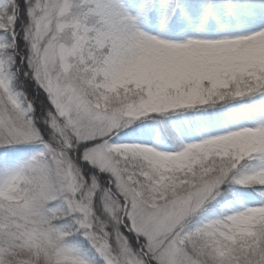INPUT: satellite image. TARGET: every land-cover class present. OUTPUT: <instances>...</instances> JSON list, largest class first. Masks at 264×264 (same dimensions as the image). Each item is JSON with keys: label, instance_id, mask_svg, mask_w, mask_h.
<instances>
[{"label": "snow or ice", "instance_id": "1", "mask_svg": "<svg viewBox=\"0 0 264 264\" xmlns=\"http://www.w3.org/2000/svg\"><path fill=\"white\" fill-rule=\"evenodd\" d=\"M0 264H264V0H0Z\"/></svg>", "mask_w": 264, "mask_h": 264}]
</instances>
